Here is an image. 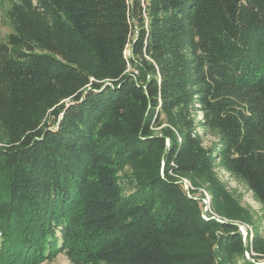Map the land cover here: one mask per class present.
<instances>
[{
  "label": "trees",
  "instance_id": "1",
  "mask_svg": "<svg viewBox=\"0 0 264 264\" xmlns=\"http://www.w3.org/2000/svg\"><path fill=\"white\" fill-rule=\"evenodd\" d=\"M6 15L0 264L264 262L217 173L264 209V0H12Z\"/></svg>",
  "mask_w": 264,
  "mask_h": 264
},
{
  "label": "rangeland",
  "instance_id": "2",
  "mask_svg": "<svg viewBox=\"0 0 264 264\" xmlns=\"http://www.w3.org/2000/svg\"><path fill=\"white\" fill-rule=\"evenodd\" d=\"M11 3L12 0H0V42L5 41L7 35L11 32V28L6 15L7 9L11 5ZM125 54L127 55L128 52H126ZM211 140L212 139L208 137L204 138V145H208ZM217 173L219 178L225 184L228 192L237 202L238 206L243 209L252 219L253 225L238 224V229L241 234L245 237L248 231L250 236L249 238L251 239V234L254 230L253 226H256L258 228L259 234L262 238H264V209L258 202H256V200L252 196V193L246 188L244 183L230 176L221 169L217 168ZM201 193L203 194V203L205 202V209L203 210L202 218L207 219V216H209V218L220 221L219 217L212 213L209 209L210 199L207 193L204 191ZM198 195L199 194H196V196ZM245 256L248 257V255ZM263 263L264 262H262L261 264ZM43 264H70V262L64 255H58L53 261L45 262Z\"/></svg>",
  "mask_w": 264,
  "mask_h": 264
},
{
  "label": "built area",
  "instance_id": "3",
  "mask_svg": "<svg viewBox=\"0 0 264 264\" xmlns=\"http://www.w3.org/2000/svg\"><path fill=\"white\" fill-rule=\"evenodd\" d=\"M183 186H184L185 190L189 189V187H190L188 182H186L185 180L183 181ZM204 205H205V202H204ZM204 209H205V207H204Z\"/></svg>",
  "mask_w": 264,
  "mask_h": 264
},
{
  "label": "water",
  "instance_id": "4",
  "mask_svg": "<svg viewBox=\"0 0 264 264\" xmlns=\"http://www.w3.org/2000/svg\"><path fill=\"white\" fill-rule=\"evenodd\" d=\"M240 227V226H239Z\"/></svg>",
  "mask_w": 264,
  "mask_h": 264
}]
</instances>
